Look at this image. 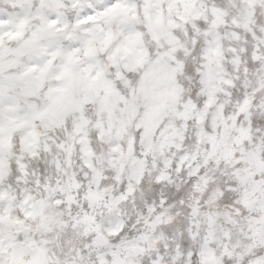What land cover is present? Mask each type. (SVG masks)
Returning <instances> with one entry per match:
<instances>
[{
    "label": "snow or ice",
    "instance_id": "1",
    "mask_svg": "<svg viewBox=\"0 0 264 264\" xmlns=\"http://www.w3.org/2000/svg\"><path fill=\"white\" fill-rule=\"evenodd\" d=\"M0 264H264V0H0Z\"/></svg>",
    "mask_w": 264,
    "mask_h": 264
}]
</instances>
